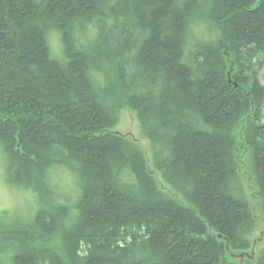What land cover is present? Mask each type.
Masks as SVG:
<instances>
[{"label":"trees","instance_id":"16d2710c","mask_svg":"<svg viewBox=\"0 0 264 264\" xmlns=\"http://www.w3.org/2000/svg\"><path fill=\"white\" fill-rule=\"evenodd\" d=\"M262 63L264 0H0L7 180L41 203L17 229L0 216V264H235L258 224L247 114L264 212ZM123 99L148 156L109 130Z\"/></svg>","mask_w":264,"mask_h":264},{"label":"rangeland","instance_id":"374dc122","mask_svg":"<svg viewBox=\"0 0 264 264\" xmlns=\"http://www.w3.org/2000/svg\"><path fill=\"white\" fill-rule=\"evenodd\" d=\"M201 28L202 27H198L197 30H202ZM203 32L205 33V29ZM51 48L54 51L60 50V42H58L54 36H51ZM259 58H261V55H259ZM258 75L260 82L264 84V63L258 67ZM122 104L123 107L118 113V121L113 127L109 128V130L114 131L121 136L137 139L136 142L139 143L143 151L146 153V156H148L147 150L149 148V140L141 134L137 117L124 99ZM247 115L250 116V114ZM247 115L242 118L241 124L236 127L234 138L237 147L236 155L239 163L240 176L245 187L247 200L258 220V224L253 234L255 241L250 249L243 251L242 254L232 250L226 253V258L233 261L235 264H246L248 261H255L259 248L264 245V212L261 209L260 201L255 194L257 185L254 173L251 170L250 149L246 147L241 140V134L247 120ZM261 122L264 123V109ZM7 171L5 154L2 145L0 144V216L2 215L3 222L5 225H8V228L17 229L28 219L29 216L34 214L41 207V203L35 193L31 190L21 188L11 182L9 183L7 180ZM63 174L66 175L67 173L64 172ZM68 176L71 175L68 174ZM67 177H63L64 181L70 180ZM163 186L165 185L160 183V188L166 191Z\"/></svg>","mask_w":264,"mask_h":264},{"label":"bare ground","instance_id":"6f19581e","mask_svg":"<svg viewBox=\"0 0 264 264\" xmlns=\"http://www.w3.org/2000/svg\"><path fill=\"white\" fill-rule=\"evenodd\" d=\"M237 252L239 253V254H242L243 252L242 251H240V250H237Z\"/></svg>","mask_w":264,"mask_h":264},{"label":"water","instance_id":"95a60500","mask_svg":"<svg viewBox=\"0 0 264 264\" xmlns=\"http://www.w3.org/2000/svg\"><path fill=\"white\" fill-rule=\"evenodd\" d=\"M226 247H227V245H226Z\"/></svg>","mask_w":264,"mask_h":264}]
</instances>
